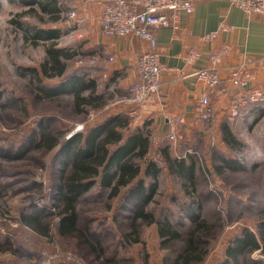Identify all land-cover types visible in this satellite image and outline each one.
<instances>
[{"label": "rangeland", "instance_id": "obj_1", "mask_svg": "<svg viewBox=\"0 0 264 264\" xmlns=\"http://www.w3.org/2000/svg\"><path fill=\"white\" fill-rule=\"evenodd\" d=\"M34 2L0 0V264H174L195 226L193 217L206 220L200 233L209 234V243L204 260L191 264H221L243 230L257 235L264 221V105L236 119L226 112L220 125L200 122L189 132L179 126L182 137L176 141H163L165 136L148 129V151L135 159L141 174L117 195L111 187L92 186L71 204L75 215L67 224L72 207L60 198L59 188L70 161L62 147L119 108L103 107L112 95L80 107L66 91L44 99L41 87L91 80L97 66L91 39L69 16L75 1L56 0L60 10L50 12ZM50 46L73 54L62 59L63 75H45ZM98 80L101 89L106 81ZM224 122L230 123L235 142L225 140ZM123 126L119 130L127 136L138 124ZM181 159L194 161V184L177 172L173 162ZM149 162L158 175H147ZM140 181L146 192L153 186L146 210L155 221L134 218L136 206L128 194ZM166 221L181 238L161 236ZM260 243L238 257L239 264H264Z\"/></svg>", "mask_w": 264, "mask_h": 264}, {"label": "crops", "instance_id": "obj_2", "mask_svg": "<svg viewBox=\"0 0 264 264\" xmlns=\"http://www.w3.org/2000/svg\"><path fill=\"white\" fill-rule=\"evenodd\" d=\"M74 1L80 12L87 10L100 15L105 0ZM192 3L191 12L183 11L170 25L156 29L157 48L165 66L161 75V93L137 107L114 109L110 115L123 114L130 123L135 121L139 127L145 126L158 137L170 131L169 117L177 115L181 119L179 126L189 132L194 127H201L203 121L197 115V105L206 93L210 94L211 104L217 111L216 125L222 123L232 98L238 92L230 82L232 67L245 65L252 75V83L264 85V15L249 14L233 5L231 0H192ZM214 31L217 32L215 38H206ZM80 34L91 39L90 46L97 56L96 75L92 78L97 80V90L103 99L107 95L114 98L127 92V88L139 78L137 60L149 49V42L134 34H103L101 25L92 22L83 25ZM223 44L229 46V52L214 64L209 55ZM191 48L198 49L200 57L189 63L187 55ZM213 66L218 69L221 82L212 91L192 72ZM99 78L106 81L101 89Z\"/></svg>", "mask_w": 264, "mask_h": 264}, {"label": "trees", "instance_id": "obj_3", "mask_svg": "<svg viewBox=\"0 0 264 264\" xmlns=\"http://www.w3.org/2000/svg\"><path fill=\"white\" fill-rule=\"evenodd\" d=\"M43 11L55 7L54 11H57L56 0H34ZM28 3L33 1H27ZM60 10V9H59ZM50 33L51 38L56 37L55 32L47 31ZM47 64H45V75L55 76L63 75L66 70V62H62V59L72 58L71 53L61 49L50 46L47 49ZM54 70L55 73L51 74L50 71ZM70 80L65 82L64 85L58 87H41L43 97L55 98L60 95L61 92H69L74 95L75 103L77 106L84 105L95 100H100L103 97L100 94L95 93L97 90V80L92 78L85 81L82 79ZM77 85V86H76ZM86 89L92 90L88 96H83V91ZM99 93V92H98ZM97 95V96H95ZM102 103V102H101ZM100 103V104H101ZM99 104V105H100ZM128 117H124L123 114L110 115L106 121L99 126L90 129L87 134H76L74 138L69 139L64 143L62 150L66 151V156L69 158L68 169L63 173V183L60 185L59 194L60 198L64 201L68 207L84 192H87L95 184H99L102 187H111L112 194L117 195L121 186H126L136 179L141 174L139 165L135 162L138 157H144L149 148L150 136L147 134L150 131L145 126L136 127L131 131L130 135L125 136L120 127H124L128 121ZM224 138L230 144L235 142V135L232 132L230 123L224 122L222 125ZM124 141V142H122ZM56 141H53L49 146H53ZM118 148L111 149L112 145L120 144ZM83 143V144H81ZM177 167V172L188 183L194 184L195 182V168L194 161L187 164L185 159H181L173 162ZM64 164H67L65 162ZM67 166V165H66ZM158 169L156 164L149 162V168H147V175L156 174ZM151 191L146 192L143 185L140 183L130 191L128 194V201L132 202L135 207L134 218L136 220H148L151 222V213L146 210V204L151 199V193H153V186L150 187ZM72 207V213L69 217H66L67 224H71L75 215L74 206ZM68 207V208H69ZM200 207V206H199ZM199 209V208H198ZM37 219V215L35 216ZM27 219V218H26ZM25 221L31 225L29 220ZM195 226L190 231L187 238L184 240V246L177 254L174 264H191L192 262H201L204 260L207 253V245L209 234L202 235L200 231L205 228L206 220H198L196 217L192 218ZM166 221L159 228L161 236H167L169 239L181 238L182 232L177 230L175 225H170ZM208 231H205V233ZM257 235L249 229L243 230L240 236H237L228 248L226 253V259L222 260L221 264H239L238 257L242 255H250L254 250L261 247V243H264V221L260 223L257 228ZM260 241V242H259ZM264 246V244H263ZM264 249V247H263ZM253 260H248L246 264H253Z\"/></svg>", "mask_w": 264, "mask_h": 264}, {"label": "built area", "instance_id": "obj_4", "mask_svg": "<svg viewBox=\"0 0 264 264\" xmlns=\"http://www.w3.org/2000/svg\"><path fill=\"white\" fill-rule=\"evenodd\" d=\"M231 3L249 14L264 15V0H231ZM192 10V0H105L102 2L100 15L92 14L87 10L80 12L78 8L69 13L71 20L78 26L92 22V24L101 25L103 34L117 36L134 34L145 38L150 44L149 49L137 60L139 78L127 88V92L106 103L103 106L105 109L123 106L137 107L148 98L161 93V75L165 66L157 48L156 29L170 25L172 20L178 18L183 11L191 12ZM216 36L217 32L214 31L207 34L206 38L213 39ZM228 52L229 46L223 44L209 55V59L216 64L223 60ZM199 57L198 49L191 48L187 61L192 63ZM96 61L97 56L93 55L92 62ZM192 74L203 80L212 91L221 82L215 66L199 68ZM230 82L238 88L237 94L232 98L228 107L231 119L239 118L243 113L264 105V85L252 83V75L245 65L234 66L230 69ZM209 95L208 93L203 95L197 105V115L204 123H212L217 119V111L211 104ZM169 120L171 129L164 138L168 141H176L182 137L179 129L181 119L177 115H171Z\"/></svg>", "mask_w": 264, "mask_h": 264}]
</instances>
